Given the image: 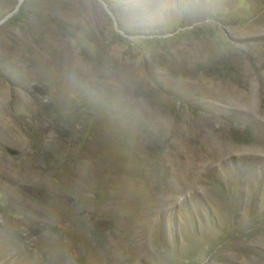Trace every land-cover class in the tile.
<instances>
[{
	"label": "rangeland",
	"instance_id": "obj_1",
	"mask_svg": "<svg viewBox=\"0 0 264 264\" xmlns=\"http://www.w3.org/2000/svg\"><path fill=\"white\" fill-rule=\"evenodd\" d=\"M17 1L0 264H264V0Z\"/></svg>",
	"mask_w": 264,
	"mask_h": 264
},
{
	"label": "water",
	"instance_id": "obj_2",
	"mask_svg": "<svg viewBox=\"0 0 264 264\" xmlns=\"http://www.w3.org/2000/svg\"><path fill=\"white\" fill-rule=\"evenodd\" d=\"M19 1L20 0H18L17 1V4L19 3ZM101 1V0H100ZM101 3H102V5H103V7L105 8V5H104V3L101 1ZM15 9V8H14ZM14 9H12L8 14H6L2 19H0V22H2L8 15H10L13 11H14ZM106 9V8H105ZM108 12V11H107ZM109 13V12H108Z\"/></svg>",
	"mask_w": 264,
	"mask_h": 264
},
{
	"label": "trees",
	"instance_id": "obj_3",
	"mask_svg": "<svg viewBox=\"0 0 264 264\" xmlns=\"http://www.w3.org/2000/svg\"><path fill=\"white\" fill-rule=\"evenodd\" d=\"M32 90L37 92L38 91V88L35 87V86H32Z\"/></svg>",
	"mask_w": 264,
	"mask_h": 264
}]
</instances>
